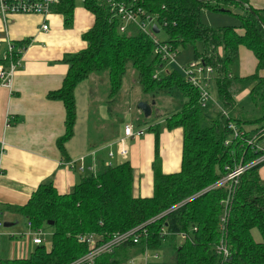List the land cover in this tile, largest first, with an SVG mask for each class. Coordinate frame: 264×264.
Masks as SVG:
<instances>
[{
    "label": "trees",
    "instance_id": "trees-1",
    "mask_svg": "<svg viewBox=\"0 0 264 264\" xmlns=\"http://www.w3.org/2000/svg\"><path fill=\"white\" fill-rule=\"evenodd\" d=\"M83 7L95 19L93 27L82 35L87 46L64 56L68 73L62 87L47 96L65 108V133L57 140L63 162H69L65 145L73 138L77 121L75 90L92 75L108 77L106 103L111 114L129 70L135 73L147 102L156 103L160 96L173 92H180L184 102L161 123L152 125L162 118L155 107L150 118L140 112L135 122L136 128H145L155 137L151 198L134 196L136 176L130 162L101 166L68 195H60L52 182L43 183L27 205L7 209L31 223L34 231L50 230L51 250L41 245L26 259L0 256V264H73L91 251L81 237H97L100 246L115 235L132 231V238L112 253L102 254L94 264H130L138 257L137 263L142 264L146 254L166 248L176 252L173 264H264V160L258 162L264 157V9L251 7L250 0H138L137 7L153 16L166 34L163 43L175 51L193 46V60L212 68L222 110L209 118L213 102L203 108L199 90L187 83L180 71L163 72L165 64L154 54L152 36L134 24L121 32V20L100 0H86ZM75 8L76 0H62L57 8L66 29L73 26ZM204 12L238 19L242 33L237 27L206 26L202 22ZM31 44L29 39L17 42L12 59L19 61ZM240 47L257 60L253 75L240 77L236 72ZM0 64L8 68L10 62L2 59ZM244 90H249V100L260 111L259 118L245 120L232 115L238 108L236 95ZM230 125L240 133L238 137ZM175 129L183 130L181 171L166 175L160 137L164 131ZM239 165L248 168L232 188L230 183L213 188ZM230 190L234 191L226 237L230 257L224 260L218 247ZM255 229L262 236L260 243L253 239Z\"/></svg>",
    "mask_w": 264,
    "mask_h": 264
},
{
    "label": "crops",
    "instance_id": "crops-1",
    "mask_svg": "<svg viewBox=\"0 0 264 264\" xmlns=\"http://www.w3.org/2000/svg\"><path fill=\"white\" fill-rule=\"evenodd\" d=\"M261 1L250 0V6L264 9ZM44 21L39 16H12L5 26L0 19V61L9 43L32 41L21 55L11 89L0 85V152L3 151L0 156V213L17 217L7 207L27 205L43 183L52 182L60 195H68L84 177L95 175L101 166L125 162H130L135 171L134 196L151 198L155 137L146 131L138 140H122L124 126H135L140 114L136 106L141 99H135L132 95L135 88L124 83L120 100L111 114L106 103L107 75H92L76 88L77 121L74 136L65 145L67 163H72L74 168H68L63 162L57 140L65 133V108L62 102L50 101L47 96L62 87L69 70L62 59L66 54H76L86 48L82 35L93 27L95 19L83 7L75 8L70 29L65 28L63 16L56 15L50 18L52 28L45 33L41 30ZM239 55L237 74L240 77L253 75L257 67L254 54L240 47ZM149 104L162 112L157 102ZM133 106L137 110L135 114L131 112ZM178 111L176 108L174 113ZM169 116L167 112L163 120L160 118L152 125ZM182 147V129L166 130L161 134L160 157L164 174L181 171ZM122 150L127 151L126 155L121 154ZM261 177L264 181V168ZM11 221L5 223L13 226Z\"/></svg>",
    "mask_w": 264,
    "mask_h": 264
},
{
    "label": "built area",
    "instance_id": "built-area-1",
    "mask_svg": "<svg viewBox=\"0 0 264 264\" xmlns=\"http://www.w3.org/2000/svg\"><path fill=\"white\" fill-rule=\"evenodd\" d=\"M103 4L109 7L111 14L115 15L117 18L121 20L120 31L125 32L127 27L131 24L136 25L139 30L143 33L152 36L155 49L154 54L158 57L159 60L162 61L165 65L167 64H177L179 58V51H175L171 45L167 43L160 42L157 39V34L153 31V26L156 24V19L153 16L146 15L144 10L140 7H137L138 0H100ZM76 2L85 4L86 0H76ZM62 0H0V19L3 21L4 25L7 26V21L9 17L12 16H39L45 19L41 30L42 32H49V20L51 17L59 15L57 13V8L61 5ZM159 32L161 28L157 25ZM16 48L14 44L9 43L7 52L5 53L3 60L9 61L10 64L8 68H6L3 64H0V85L11 89L12 80L16 70L20 66V60H13V54L15 53ZM182 72H180L187 83L192 85L194 88L198 89L200 92V104L203 108H207L208 105L215 102L213 98L210 87L213 80V70L210 67H206L200 62L191 60V62L187 64H182ZM179 71V70H178ZM157 78V76H155ZM219 110H222L221 106H219ZM224 114H226L224 112ZM6 127H9V121L6 122ZM230 129L234 131L236 137L240 135V133L236 130L233 125H230ZM146 133L145 128H136L133 124H127L123 129V139H134L138 140L143 137ZM123 142V141H121ZM127 151L122 150L121 154L126 155ZM3 154L1 150L0 156ZM112 155V154H111ZM264 160V157L259 160L261 162ZM68 168L73 169L74 166L72 163H67ZM248 167H243L242 165L236 166L225 178H223L220 182H218L213 188L222 187L228 183H230V188H232L237 182L238 178L247 170ZM83 170V169H82ZM229 170V168H227ZM1 177V172H0ZM232 193V194H231ZM233 198V192L230 190V195L227 200H225L226 211L221 217V232L223 234L222 242L218 247V252L224 257V260H227L230 257L226 237H227V229H228V220H229V201ZM30 233L27 235H23L26 242L31 243L33 246H41L44 245L43 236L46 234L43 230L34 231L32 228V224H27ZM3 227V222L0 220V228ZM163 235H167L165 230L163 229ZM135 231L130 233L115 235L113 239L108 244L97 245L98 238L94 236L90 237H81V242H86L90 245L91 251L82 259L76 261L73 264H94V261L100 257L102 254H110L113 250L118 247L120 244L128 241L134 235ZM14 238V235L10 236ZM186 239V236H183ZM134 243L138 242V238H133ZM51 250V248L47 249ZM0 253H1V245H0ZM25 253V252H24ZM158 253H148L141 260L142 264H150V260H158ZM130 264H138L137 261H131Z\"/></svg>",
    "mask_w": 264,
    "mask_h": 264
},
{
    "label": "rangeland",
    "instance_id": "rangeland-1",
    "mask_svg": "<svg viewBox=\"0 0 264 264\" xmlns=\"http://www.w3.org/2000/svg\"><path fill=\"white\" fill-rule=\"evenodd\" d=\"M261 7H264V0L260 3ZM76 8L83 9V5L79 2H76ZM240 12V11H238ZM202 22L208 27L211 28H220V27H237L238 31L242 33V29L240 28V21L232 16L223 15V14H214L211 12H204L202 16ZM50 30L52 28L51 23H49ZM157 39L159 41H166L167 36L166 34L160 30L157 34ZM248 51V50H247ZM194 56V47L188 46L184 50L179 51V58L177 64H167L163 69L164 73L173 70H179L182 72V64H187L193 60ZM161 72V73H163ZM243 73L241 72L240 75ZM246 74V73H244ZM124 83L129 88H135L132 95L135 99L140 98L139 102L145 101L142 96L141 89L138 86L135 73L132 70H129L127 75L124 78ZM210 92L215 99L214 107L212 108L211 112L209 113V118H214L217 112L219 111V102L217 100V88L215 81L212 82L210 87ZM170 95V94H169ZM149 98V96H147ZM150 100V98H149ZM148 100V101H149ZM138 102V103H139ZM184 100L180 92H173L170 96H160L157 99V108L160 109L162 112H157V115L164 119L166 113L174 114L176 108H181ZM236 102H237V109L232 113V115L237 119H245V120H252L259 118L261 116L260 111L253 106L249 100V90H244L236 95ZM149 103V102H148ZM156 106V105H155ZM137 107V106H136ZM136 108L133 106L132 113H136ZM164 111V112H163ZM166 112V113H165ZM112 127V126H110ZM109 127V128H110ZM144 137V136H143ZM141 137V138H143ZM234 194V191H232ZM230 195V192L228 193ZM228 195V197H229ZM228 199V198H227ZM232 199L229 201L230 205H232ZM229 205V206H230ZM229 218H230V211H229ZM0 220L3 222V227L0 228V245H1V254L0 256L5 259H21L17 258L18 256L24 257L25 259L31 256L37 246H33L31 243L26 242L25 239L21 236L27 235L30 233V230L27 226V222L21 216L12 217L7 213H0ZM8 220H12L11 222L14 225L11 228H5L4 224ZM45 235L42 237L44 240V247L46 249L51 248L52 244V232L50 230L45 231ZM3 235V236H2ZM14 235V238L10 236ZM253 239L256 243L262 242V236L258 229L252 231ZM25 252V253H24ZM22 254L26 256H22ZM159 259L158 260H150V264H173L176 256V252L166 248L158 252ZM141 258H137V261L140 262Z\"/></svg>",
    "mask_w": 264,
    "mask_h": 264
},
{
    "label": "water",
    "instance_id": "water-1",
    "mask_svg": "<svg viewBox=\"0 0 264 264\" xmlns=\"http://www.w3.org/2000/svg\"><path fill=\"white\" fill-rule=\"evenodd\" d=\"M247 8L249 9V7L247 6ZM153 31L155 34L159 33V29L157 27V25L153 26ZM138 110L144 115L145 118H150L152 115V106L147 102V101H142L139 102L137 105ZM49 225H52V223H49ZM5 228H10L12 227L11 224L5 223L4 224Z\"/></svg>",
    "mask_w": 264,
    "mask_h": 264
}]
</instances>
